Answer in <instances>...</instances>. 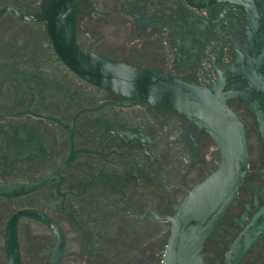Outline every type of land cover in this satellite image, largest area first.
Here are the masks:
<instances>
[{"label":"flooded vegetation","instance_id":"flooded-vegetation-1","mask_svg":"<svg viewBox=\"0 0 264 264\" xmlns=\"http://www.w3.org/2000/svg\"><path fill=\"white\" fill-rule=\"evenodd\" d=\"M46 1L0 0V264H164L219 148L186 116L73 70ZM53 14L86 51L224 95L248 170L201 253L264 264V0H74Z\"/></svg>","mask_w":264,"mask_h":264},{"label":"water","instance_id":"water-1","mask_svg":"<svg viewBox=\"0 0 264 264\" xmlns=\"http://www.w3.org/2000/svg\"><path fill=\"white\" fill-rule=\"evenodd\" d=\"M74 0H47V27L62 58L86 80L136 104L178 112L201 127L217 144L221 164L198 185L172 218L164 264H204L201 247L230 208L248 170L249 151L242 123L216 86L203 88L158 72L95 55L76 43L75 23L54 16Z\"/></svg>","mask_w":264,"mask_h":264}]
</instances>
